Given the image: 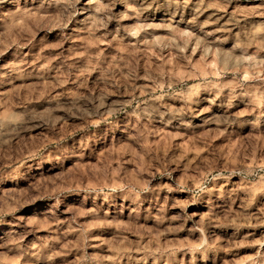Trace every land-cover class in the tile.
Listing matches in <instances>:
<instances>
[{
  "label": "rangeland",
  "instance_id": "1",
  "mask_svg": "<svg viewBox=\"0 0 264 264\" xmlns=\"http://www.w3.org/2000/svg\"><path fill=\"white\" fill-rule=\"evenodd\" d=\"M160 2L115 0L113 6L112 0H93L88 5L77 0L78 11L63 31L66 34L73 27L86 31H81L75 41H62L58 21H36L43 25L37 30L32 20L20 18V27H12L16 9L8 0H0V11L8 15L7 20L0 19V64L17 59L10 55L15 44L3 50L9 40L23 44L21 51L29 53L30 62H42L36 61L34 53L41 47L37 42L47 34L43 47V56L48 58L45 75L25 76L17 83L25 86L31 104L54 109L51 117L57 121L56 127L63 124L70 136L78 135L79 117H69L63 107L48 100L57 92L75 90V77L57 71L63 57L69 56L70 46L76 52L69 63H75L89 87L101 78L100 68L107 70L105 79L116 82L107 87L100 84L108 93L106 103L166 92L173 95L163 96V101L177 108L184 103L182 95H191L197 101L192 107L200 113L188 117L191 124L187 126H177L176 121L153 126L157 134L149 138L150 142L161 148L165 161L172 162L164 163L163 168L157 164L160 174L153 177L152 185L163 187L159 188L154 216L147 221L114 217L110 209L106 212L89 200L65 198L63 193L56 207L55 194L35 196V191L24 184L0 185V264H130L129 256L144 257L139 264H164L165 260L170 264H261L262 258L255 253L264 252V116L259 117V124L230 139L219 133L225 124L218 121L235 117L227 125L231 131L237 121L254 120L257 112H264V25L259 23L264 14L253 11L264 6L261 0H203L202 6L199 0H191L184 10L185 21L200 7L198 20L207 21L204 31L215 29L214 36L226 37L207 51L195 37L187 35L185 22L168 23L170 13L157 7ZM82 6L87 11H80ZM113 13L122 14V18L106 19V14ZM233 20L237 21L235 26ZM246 22L256 23L257 29L241 31ZM6 26L10 31H3ZM121 26L128 29L127 34ZM60 100L66 103L70 97ZM38 133L50 136L39 123L32 131L33 140ZM213 149L221 153L220 160L215 159ZM108 151L110 159L126 158L122 145ZM186 164L197 165L202 171L205 166L223 167L230 174L215 183L217 188L223 186L225 195L211 204L191 203L187 189L199 182L200 176ZM77 166L85 173L89 167H99L93 160L78 161ZM57 175L62 180L55 183L49 174L37 175L36 181L47 191L79 179L70 173ZM20 217L23 219L17 223ZM20 237L23 256L11 243ZM93 256L96 258L81 259Z\"/></svg>",
  "mask_w": 264,
  "mask_h": 264
},
{
  "label": "clouds",
  "instance_id": "2",
  "mask_svg": "<svg viewBox=\"0 0 264 264\" xmlns=\"http://www.w3.org/2000/svg\"><path fill=\"white\" fill-rule=\"evenodd\" d=\"M191 0H161L157 7L170 13L168 23L172 24L175 20L176 24L185 22L189 31L187 35L195 37L207 51H211V46L217 41L226 39L222 36H214L215 29L212 31H204L207 21L200 22L198 17L201 8H196L191 18L185 21L184 10L187 8ZM203 0H199L202 6ZM10 5L16 9V23L12 27L19 28V19L32 20L37 30L43 27L42 24L36 23L39 20H47L49 22L58 21L61 24V32L59 33L62 41H75L79 38L83 29L73 27L66 34L63 29L67 28L72 17L76 15L77 0H8ZM93 0H85V4H91ZM115 0H112L114 6ZM264 6V0H261ZM80 11H87L83 6ZM98 11V10H97ZM111 9H109V12ZM264 14V7L258 10ZM36 13L38 15H33ZM179 15V19L176 17ZM8 15L0 11V19L7 20ZM122 14L113 13L110 16L106 14V19H121ZM244 17H240L243 19ZM233 26L237 21L233 20ZM264 25V20L259 22ZM124 27V26H121ZM258 25L253 22H246L241 27V31H255ZM4 32L10 31L9 27L3 28ZM119 32V28L117 29ZM127 34L128 29L124 27ZM201 32L202 35H197ZM47 34L40 38L37 43L41 45L38 52L34 53L36 61L30 62L27 57L28 52L21 51L23 44L17 43L15 40H9L4 44V51L15 44L10 53L16 57L14 61L0 64V185L4 184H24L28 188L35 191V196L53 195L57 197L56 207L60 205L61 193L65 198L86 199L96 204L98 208H104L105 211L111 210L115 216H124L129 221L143 219L145 221L153 218L154 209L157 208L159 200V188L163 185H152L153 177L159 175L157 168H163L165 161L160 155L161 148L153 142L150 137L157 133L153 127L155 124L163 123L164 125L172 124L173 121L179 125H189L191 121L188 117L198 116L193 107V103H197L192 99L191 95H182L180 99L184 101L179 108L171 103H165L163 96L173 95V93H156L147 96L144 99L133 97L132 101L114 100L106 103L108 93L100 87L103 83L106 87L116 84L114 80L105 79L103 73L107 70L100 68L102 76L98 81L88 86L87 79H81L80 71L76 68L75 63H69L72 56L75 55L76 49L70 46L67 51L69 56L63 57L60 68L57 71H67L73 75V85L75 90L67 89L49 95L48 100L55 101L56 107H63L69 117H79L80 126L75 129L78 135L69 134L61 124L56 127L57 121L51 117L54 109L47 108L43 105L31 104L27 95L24 93V87L17 81L25 76L33 74L45 75L48 67V58L43 56V47L45 46ZM116 39V37H113ZM122 41L123 37H119ZM29 42L25 40L24 43ZM32 50L29 49V52ZM64 49H61V55ZM187 59V57H186ZM30 63H34V67H30ZM96 65L92 69H96ZM26 69L28 71H26ZM123 82V79H121ZM95 89V91H93ZM119 92V87L116 88ZM67 96L70 100L61 103L60 97ZM134 101V102H133ZM148 101H152L149 103ZM143 105V106H142ZM230 106V105H229ZM249 111H255L250 108ZM264 116V112H257L254 120H242L236 122V127L229 131L228 124L234 122L235 117H224L218 123H224L223 129H218L220 134H226L230 139L233 134L239 135L244 133L246 127L259 124V117ZM51 119V123L49 120ZM37 123L44 125L50 136L41 137L37 134V139L33 140L32 131ZM37 144L40 146L37 147ZM122 145L125 147L126 158L124 156H115L111 159V153L108 149L112 146ZM46 146V147H45ZM41 148L44 150L41 151ZM215 159H221V153L215 149ZM104 156L101 157V153ZM93 160L99 165L98 168H88V172H83L77 166V162H85ZM115 162V167L113 163ZM177 165L179 159L177 158ZM192 167L200 176L197 183L187 189L189 200L191 203L211 204L214 199L224 196L223 186L217 188L216 181L221 177L229 175L223 167L209 168L205 166L202 171L197 165L186 164ZM60 174H71L78 176L77 183H69L66 187L61 188L56 185L54 189L43 190V186L36 181L37 175L49 174L52 182L61 179ZM145 174H147L145 176ZM167 174V173H165ZM137 177H144L138 180ZM89 180L93 183L89 184ZM35 196L32 198L35 199ZM167 202V200H166ZM161 215L163 207L159 208ZM23 217L17 219V223ZM105 223L109 221L105 220ZM211 224L212 221L209 220ZM19 239L11 241L14 247L20 250V255L25 253L21 249ZM33 256L36 253H32ZM256 257L262 258L261 264H264V252L259 250L255 253ZM51 259V257H49ZM95 259L96 257H81V259ZM144 257L129 256L130 264H139ZM251 260L252 257H249ZM155 264V262H154ZM164 264H170L165 260Z\"/></svg>",
  "mask_w": 264,
  "mask_h": 264
}]
</instances>
